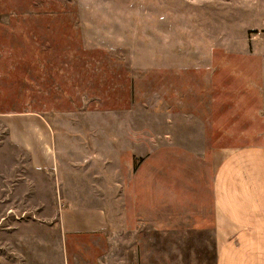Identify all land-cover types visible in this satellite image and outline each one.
Here are the masks:
<instances>
[{"label": "rangeland", "instance_id": "1", "mask_svg": "<svg viewBox=\"0 0 264 264\" xmlns=\"http://www.w3.org/2000/svg\"><path fill=\"white\" fill-rule=\"evenodd\" d=\"M50 125L40 169L4 117ZM264 148V0H0V264H216L214 182ZM65 207L108 228L64 235Z\"/></svg>", "mask_w": 264, "mask_h": 264}, {"label": "crops", "instance_id": "2", "mask_svg": "<svg viewBox=\"0 0 264 264\" xmlns=\"http://www.w3.org/2000/svg\"><path fill=\"white\" fill-rule=\"evenodd\" d=\"M11 140L30 153L40 169L57 166V144L47 121L34 113L4 117ZM213 226L216 264H264V148L244 149L227 157L214 182ZM59 214L64 235L93 234L108 228L99 207H65Z\"/></svg>", "mask_w": 264, "mask_h": 264}]
</instances>
